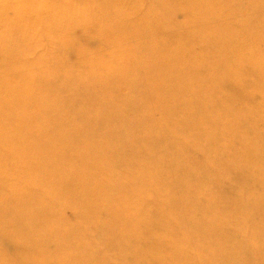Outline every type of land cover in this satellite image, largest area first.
I'll return each instance as SVG.
<instances>
[{
	"label": "bare ground",
	"instance_id": "1",
	"mask_svg": "<svg viewBox=\"0 0 264 264\" xmlns=\"http://www.w3.org/2000/svg\"><path fill=\"white\" fill-rule=\"evenodd\" d=\"M27 1L0 0V31L7 29L4 35L0 32V213L6 208V212L0 215V264H112L114 260L121 264H138V253L143 247L159 244L153 239L155 236L150 238L152 234L164 236V244L168 246L167 253L155 260L156 264H181L178 262L181 253L177 249L204 244L215 250L201 247L196 252L201 264H225L228 261L245 264L247 254L227 240L220 241V246H213L218 236L215 234L216 238L210 239L205 232L207 224L215 229V221L220 219L221 230H230L232 223L223 218L233 207H241L238 209L241 214L258 218L254 226L246 220L244 225L239 221L237 230L249 232L253 227L257 231L250 241L263 246L257 250L256 259L264 262V180L257 181L237 167L242 160L258 164L264 176V131L254 132L255 124L264 129V0H234L229 5L223 0H47L44 3L38 0L36 5ZM242 2L251 7L258 3L261 6L253 14L239 17L235 8ZM156 3L163 5L160 10L154 9ZM7 8L12 10L10 17L5 16ZM112 10L115 14L127 12L128 19L133 17L136 24L153 22L154 30L169 37L162 51L149 56L154 67L160 70L157 80H150L143 74H131L120 83L128 86L132 81L142 79L147 83L142 92L132 88L128 92L131 114L135 113L139 118L130 129L132 137L142 148L124 145L123 139H98L100 124L90 120L81 122L77 117L96 116L94 110H89L81 100L70 101L64 90L43 87L42 84H48L46 79L49 76L36 74L33 80L27 81L26 69L25 72L14 69L23 61L27 63L26 58L35 59L38 54L49 63L42 53H51L50 36L61 20L74 16L75 22L86 21L87 24L86 19L94 14L113 16ZM50 11L57 12V15L47 16ZM173 11L177 13L174 24L159 21L166 20L165 15ZM125 20L120 18L118 25L106 26L104 33L108 41H115V34L120 33L124 37L122 55L138 59L145 55L137 52L143 50L147 37L127 30ZM29 35L36 45L13 53L8 50L10 59L3 56L2 51L9 40L18 46L22 42L19 38H28ZM185 39H194L190 40L191 48L196 44H214L217 48H213L209 56L199 55L198 63H193L196 55L192 54L191 48L189 52L181 49ZM190 41L185 45L188 46ZM91 50L92 47L84 48L83 59L94 57ZM98 60L102 67L117 64L114 57L108 59L105 55L98 56ZM111 61L116 63L111 65ZM233 64L236 70L230 67ZM56 68L60 70L59 66ZM113 71L111 69L109 73L110 78ZM67 73L73 72L64 74L65 78L71 79L72 74ZM170 75L176 77L174 81L169 79ZM61 78L62 74L56 77ZM164 79L166 84L173 86V92L161 89ZM145 90L152 94L144 95ZM221 92L227 94L222 96ZM136 95L147 98L146 103L137 104ZM188 97L191 101L183 105L184 110L191 104L208 110L207 101L212 100L215 104L208 110L210 116H190L191 120L188 116H177L175 112L166 115L162 111L166 103L172 101L174 104ZM9 101L12 103L7 105ZM115 102L127 101L117 97ZM241 106H251L260 116L254 111L251 116L244 115ZM16 111L20 112L19 117H16ZM155 117L159 119L155 120ZM236 118L241 121L240 125ZM13 119L27 122V128L39 135L47 133L49 142L22 146L25 144L23 140L29 136L23 127L14 125ZM73 120H77V124ZM202 120H213L216 124L228 121L225 130L219 131L216 126L202 129L198 124ZM153 123L156 124V133L164 137L150 138L137 129L139 125L151 128ZM66 137L68 139L64 140ZM161 141L168 144L164 151L149 156L144 144ZM107 145L114 146L115 150L106 148ZM175 145L177 150L173 149ZM118 146L123 151H117ZM188 146L201 149L206 158L217 165L218 174L227 175L235 188L232 191L210 189L211 177L216 176V172L186 159L184 152ZM121 157L133 161L147 159L152 162L151 174L131 179L125 176L124 169L105 171L110 163L126 167L122 165ZM167 157H175L178 164L175 167L165 165L162 159ZM206 158L201 157L200 164ZM133 171L137 172L135 168ZM195 178L209 182L210 192L203 190L209 195L207 199L198 197L196 191H191L182 181L192 182ZM125 184L136 192L134 196L132 193L121 196L133 197L128 204L118 193ZM245 188H250L251 192L247 194ZM216 199L227 201L228 206L211 214L210 204ZM81 205L84 208L94 205L95 209L79 208ZM150 206L156 209L151 210ZM79 211H87L82 222L76 219ZM67 213L71 214L70 218L66 217ZM149 218H153L156 227L140 229L139 226H145ZM95 221H99L95 229L97 243L95 235L92 240L86 236L89 225L85 226L95 227ZM123 229L127 233L119 238L118 231ZM188 233L190 244L187 243ZM132 236H141L147 241L146 246L136 242L134 259L128 258L131 250L123 244L133 239ZM5 249L10 255H5Z\"/></svg>",
	"mask_w": 264,
	"mask_h": 264
},
{
	"label": "rangeland",
	"instance_id": "2",
	"mask_svg": "<svg viewBox=\"0 0 264 264\" xmlns=\"http://www.w3.org/2000/svg\"><path fill=\"white\" fill-rule=\"evenodd\" d=\"M30 1L34 5L38 3V0H29L27 2L30 4ZM224 1H226V3H224ZM39 2L44 3L47 2V0H42V1L39 0ZM232 2H234V0H223V3L226 5H229ZM162 6H163L162 4L156 3L154 4V9L160 10ZM260 6L261 4L258 3L257 6L251 7L246 5L245 2H242L241 5L235 8V14H237L239 17H245L247 16L248 13L253 14L256 11V9L260 8ZM11 11L12 10H10V8H7L5 16L6 17L12 16ZM53 15L54 16L57 15V12L50 11L49 13H47V16L51 17ZM111 15L113 16L106 17L104 15L94 14L86 19L87 21H89L87 24L86 21L81 23L75 22L76 17L74 16H71L65 20H61L58 24L55 25L58 26L55 33H53L50 36L52 40L51 53L49 55L42 53L44 56H46L49 59V63L47 64L48 61L44 62L42 60L43 56L40 57V54H38V56L35 59L26 58L25 60L27 61V63H24L23 61L22 63L18 64V66H16L14 69L22 72H25L26 69V71H28L26 72V74L28 75V78L26 79L27 81L33 80L34 79L33 77H35L36 74L42 75L44 77L49 76L46 79L48 84H46L45 86L44 84H42L43 87H47L49 88V90H59V89L64 90L68 94L70 101L75 100V102H78L79 100H81L86 105V107L89 108V110L90 109L94 110V115L96 116H77V117L81 122L90 120L93 123L100 124L99 126L100 136L98 139L102 140L103 137L112 141L123 139L122 144L124 145L127 144L128 146L141 147V145L138 143V140L132 137L133 131L130 129V125L133 122H138L139 118H137L135 113L131 114L128 92L130 88L135 89V91L137 92L138 90L142 92L143 87L147 86V83L145 82L144 79L132 81V84H129L128 86L120 85V83L121 81L123 82L125 80V77L130 76L131 74H143L146 75V77L149 78L150 80H157L160 75V70L154 67L153 61L149 56L153 52L162 51L163 46L166 45L167 38L169 37L167 36V34L166 36H163L161 33L157 32V30H154L152 28L154 24L153 22L142 23V24H139L138 22L136 24L133 20V17H130V19H128L127 15L129 14L125 11H121L118 14H115L114 11L112 10ZM165 17L166 20L163 21L159 19V21L161 23L167 22L169 24H174L177 21V13L175 11H173L172 13H168L167 15H165ZM120 18L126 19L124 27L127 30H133L134 32L144 34L147 37V41L146 43L143 44L142 47L143 50L137 52V53H145L144 56L141 55L138 59H132L130 57L129 59L127 56H123L122 54L124 52V49L121 47V45L124 43V37H121L120 33L115 34V38H116L115 41L107 40L106 35L104 33L105 27L106 26L113 27L115 24L118 25L117 20ZM155 20L157 21L158 19L155 18ZM6 31L7 29L5 28L3 31H0L2 32L1 35H4ZM31 37L32 36L28 38H24V36L20 37L19 39H21L22 42H20L19 43L20 45L18 46L14 44L15 41L9 40L7 43L8 45H5L2 51V53L4 52L3 56L7 59H10L11 56L8 50H12L13 53L14 51H18L20 48H25L26 50L30 46L32 47L36 45V41H34V39ZM8 38H11V36ZM78 38L81 40H79ZM190 40L191 39L183 40V44L181 45L182 50H186L187 52H189L191 48L190 43L194 39H192L191 41ZM188 41L190 42L188 46H186L185 43ZM11 44L12 47L10 48ZM88 47H92L91 51H93L94 57L91 59H83L85 57L81 56V54L83 53L84 48H88ZM213 48L216 49L217 45L214 44H212V46L204 45V44L194 45L191 48L192 54L194 53V55H196V57L194 56L193 63H198V61L200 60L199 55H202L204 57L209 56ZM99 53H103L102 55H105L108 59L114 57L115 61L117 62L116 66L102 67V62L98 60V56H102V55H99ZM76 61L78 62V64L74 65V62ZM116 62L111 61L112 63L111 65H114ZM56 66H59L60 70H57ZM230 67H232V69L234 70H236L237 68L234 64L231 65ZM111 69L114 70L112 78L109 77V73L111 72ZM67 71L73 72V73H67V75L72 74L71 79L69 77L68 78L64 77V74ZM61 74H62V78L56 79V77H58ZM50 75L54 76V78H52ZM175 78L176 77L174 75L169 76V79H172V81H174ZM161 89L167 92L168 90H172L174 88L170 84H166V80L164 79ZM155 91L154 94H156ZM173 91L174 90H172L171 92ZM144 92H145L144 95H146L147 93H151V91L149 90L147 91L145 90ZM218 93L220 94V92ZM221 93H223L222 96H224V94H227V92H221ZM117 97L122 98L127 102L116 103L115 100L117 99ZM146 99L147 98H145L144 96L141 97V95L140 96L136 95V103L139 105L145 104ZM189 101H191V98L189 97L185 99L183 98L181 100H177V102H175L174 104H172L171 101L170 104L166 103L165 105H163L162 111L165 112L166 115H170L171 113L175 112L177 116H182V117L188 116L189 118L190 116L191 117L210 116L208 114V110L211 108V106L215 104L213 103L212 100H210L207 101V104L209 106L208 110L201 107L200 105L197 106L196 104L194 105L191 104L190 106H187L184 110L183 105H185ZM11 103L12 101H9L7 102V105H10ZM241 108L245 111L244 115L246 116H249V114L251 116L252 111L255 112V110H253L251 106L249 107L241 106ZM15 113H16V117L20 116V112L16 111ZM100 113L103 114L104 116H101ZM255 113L257 116H260L258 112ZM154 119L156 120L159 118L155 117ZM190 119L193 120L192 118ZM236 120H237V124L240 125L241 121L238 120L237 118ZM75 121L77 124V120H73V123H75ZM227 121L225 120V123L223 124H216L213 122V120H202L200 122L198 121V124L204 130L216 126L217 130L220 131V129L226 127ZM13 123L16 127H23V129L29 136L25 140H23L25 144L22 146L27 147L30 143H36V142H40L41 144L49 142L48 139L50 138V135H48L47 133L40 135L37 134L30 128H27L28 126L26 125L27 122L22 121L21 123L20 121L13 119ZM154 126H156V124L152 125L151 128L144 126L140 127L139 125L137 129L143 132L144 134H146L150 138L164 137L163 134L156 133ZM224 130L225 129H223V131ZM1 131L2 128L0 127V132ZM255 131L257 133L264 131L263 126L260 124L258 125L255 124L254 132ZM67 139H68L67 137L64 138V140ZM166 144L167 143H165V141H161V143L156 142L152 145H149V143L144 145H146V152L149 154V156H154L158 152L159 153L163 152L168 145ZM106 148L115 150L114 146L107 145ZM187 148H188L187 151L184 152L185 154L184 157L186 159L194 160V162L196 161L195 164L201 166H207L213 169L214 172H216L215 174L216 176L211 177L212 180L211 182L213 183L211 187L207 185V183L209 182L206 183L202 179L195 178L192 180V182L191 180L188 182L186 180H182L184 181V184L185 183L187 184V188L189 187L191 191L193 190L196 191L195 193L198 197L205 199H207V196L209 195L208 193H206V191L203 190L207 189V191L210 192L208 187H210V189H219L223 191H227V190L232 191V189L235 188L233 182L231 181L230 178H228L227 175H224L222 173L218 174L217 165L211 160L207 159L206 156L204 155V152L203 153L201 152V149L197 150L192 146H188ZM173 149L177 150V145H175V148ZM116 150L120 152L123 151V148L121 146H118ZM249 150L252 151L253 149L249 148ZM201 157L206 158V161L202 162L203 164H200ZM120 160L122 162V165L126 167L116 166L114 165L115 163H110L106 166L105 171L112 169H124L125 176L131 179H136L142 174H146V175L151 174L149 170L152 169V167L150 166L152 162H148L147 159L133 161V160H129V158L121 157ZM162 160L165 165L166 163L171 164L173 166L174 165L176 166L178 164V162H176L175 157H167V158H163ZM33 163H36V161H33ZM83 163H87V162H83ZM130 163L132 165H130ZM237 167L247 172V174L251 176L253 179L263 182L264 176L262 175L261 167L258 164H253L242 160L238 163ZM133 168H135L138 173L133 171ZM141 168H143L142 171H140ZM126 184L129 185V182H127ZM126 184L118 189V193L120 195V198L124 199L125 203L128 204L131 203L133 197L124 198L121 196H126V194L130 195V193H132V195L134 196L136 192L130 190L126 186ZM198 188H200V191H197ZM245 189L246 190L244 191L247 194L251 192L250 188H245ZM88 194L89 192L87 191V195ZM134 198L136 199V197ZM227 206H228L227 201L216 199L210 204L209 212L211 214L217 213L223 210L224 208H226ZM232 206L233 204L230 201V208H232ZM79 208H84V206L81 205ZM239 208L241 207H238V209ZM84 209L93 211L95 209V206L88 205ZM150 209L155 210L156 207L150 206ZM238 209L237 208L235 209L233 207L232 211L228 214V216L223 218V220L226 221L227 223H232L230 230H226L225 232L223 231V229L221 230L220 224H222V221L220 219V220H216L214 224V226L216 227L215 229L217 230L216 233H214L215 229L213 227H208V224L205 229V232L210 239H215L216 238L215 234L216 236L219 237V238L217 237V240L215 241L213 246H220L223 240H227L228 242L230 241L232 245L237 247L238 250H240L241 252L243 251V253L247 254L245 257L242 256L245 258L244 260L245 264H264V262H258L256 259L257 250H261L263 246H258V244H256L255 242L250 241L251 240L250 238L256 235L257 231L253 227L249 229V232H246L244 230H242L241 232L237 230L239 221L242 222V224L244 225L246 220L248 224L254 226L255 224L257 225L258 218H256V216L254 215L251 216V214L248 213L241 214V211H239ZM2 212L5 213L6 208L2 209L0 215L2 214ZM219 214H221V212ZM85 215H87V211L85 212L79 211V215L76 216L77 221L82 222ZM70 216H71L70 213L66 214V217L70 218ZM87 225H89V228L86 230V236L92 240V238L95 235V243H97L98 239H97V232L95 231V229L99 225V221L94 222L95 227L91 226L90 224H85V226ZM139 227L140 229H143L144 227L155 228L156 226L154 225L153 218H149L146 219L145 226H139ZM252 228L253 230H251ZM159 230L162 232L165 231L168 232V230H164V229H159ZM174 232L177 233L178 231H174ZM126 233L127 231L125 229H123L122 231L119 230L118 231L119 238L120 236H123ZM188 234H186V237L188 238L187 243L190 244L191 242L190 233ZM158 235L159 234H152L150 236V238L152 236H155L153 237V239L159 243L158 245L146 246L147 241L141 236H132L133 239L124 241L123 244L129 246L128 248L131 250V254H128V258L134 259L133 257L137 254V249L135 247L136 242H140L146 247H143L138 253V257H137L138 264H156L155 260L163 257L167 253V247H168L167 245L164 244L166 242V238L164 236L158 237ZM201 247L205 248L208 251L215 250L212 246H206V244H204V246L199 245L198 247L197 245L196 246L192 245L189 249L186 246H183L180 249L176 248L181 253V260L178 262L181 264H201V261L199 258H197V253H196ZM4 251H5V255H10L8 249H5ZM181 251L184 252L186 256H184V254H182ZM119 253H122V251ZM30 258L33 259L34 257L31 256ZM112 264H121V263H119L117 260H114ZM225 264H236V262L228 261Z\"/></svg>",
	"mask_w": 264,
	"mask_h": 264
}]
</instances>
